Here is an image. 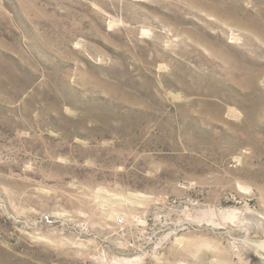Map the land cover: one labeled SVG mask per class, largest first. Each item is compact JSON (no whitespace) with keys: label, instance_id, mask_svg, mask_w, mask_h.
<instances>
[{"label":"rangeland","instance_id":"obj_1","mask_svg":"<svg viewBox=\"0 0 264 264\" xmlns=\"http://www.w3.org/2000/svg\"><path fill=\"white\" fill-rule=\"evenodd\" d=\"M0 264H264V0H0Z\"/></svg>","mask_w":264,"mask_h":264}]
</instances>
